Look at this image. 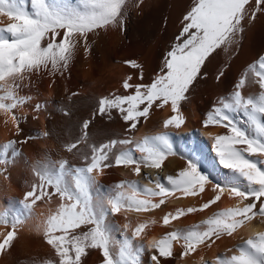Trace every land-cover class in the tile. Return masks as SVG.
<instances>
[{
	"label": "snow or ice",
	"instance_id": "1",
	"mask_svg": "<svg viewBox=\"0 0 264 264\" xmlns=\"http://www.w3.org/2000/svg\"><path fill=\"white\" fill-rule=\"evenodd\" d=\"M126 0H79L78 6H71L68 0H0V17L8 23L0 27V112L5 122L15 128V135L23 132L24 119L16 110L30 102V97L21 96L23 88L32 83L33 74L48 72L52 76H64L69 69L78 46L90 51L89 37L99 35L98 30H107L124 23ZM250 0H193L183 16L182 30L176 41L166 52L159 72L150 82L144 83L143 65L134 60L126 61L136 74L139 82H132L128 76L122 87L131 92L99 99L97 115L111 118L117 112L131 133L142 121H147L150 110H170V116L163 120V129H181L185 124L183 104L190 102L191 93L200 79L205 62L221 46L238 45L244 31L243 21L254 20L246 7ZM264 0H256L257 9ZM258 69V70H257ZM255 73L254 83L257 94L245 95L249 83L247 72ZM220 72L218 79L223 77ZM27 82V83H26ZM75 94V93H74ZM39 111V105L35 106ZM67 114V113H66ZM90 121L82 124V136L67 146L75 157L81 140H88ZM203 126H217L223 133H209L212 148L218 163L231 175L224 185L213 183L203 171L200 160L189 156L186 166L177 175L167 176L166 187L157 173L154 187H141L138 181L120 182L108 194L101 193L96 177L105 169L122 166L136 176L142 169L160 170L164 161L173 154L171 133L167 131L145 136L134 141L130 136L112 139L99 147H91V155L82 157L83 163L73 167L61 159L58 170L50 162L33 166L36 182L29 185L23 200V209L31 213L38 201H59L54 213L43 222V239L55 251L58 264H81L87 249L102 254V264H140L139 256L143 246H134L133 240L140 238L148 227L147 222L138 223L125 236L119 252L112 251L113 225L110 216L123 211L136 213L160 209L177 193L184 197L199 196L206 186H211L213 197L199 208L192 206L177 208L163 215L164 225L190 213L204 211L216 204L227 193L237 198L243 206L223 209L214 213L201 229L199 226L188 230L170 231L160 240H153L150 247L155 250L151 256L153 264H162L159 257L183 259L196 253L200 247L211 248L223 237H233L238 229L246 226L255 217L264 224V56L233 84L227 97H221L207 112ZM24 140L10 141L5 149ZM119 146V147H118ZM116 149V151H113ZM197 156V149L191 150ZM139 153V157L135 153ZM13 156L16 152H13ZM9 161L0 159V164ZM14 162V161H13ZM7 169L5 168L4 171ZM147 178V174H146ZM246 202V203H245ZM259 203V207L257 204ZM19 219L11 223V230L0 241V252L10 247L17 238ZM156 223V221H152ZM0 224L8 226L7 219L0 218ZM131 227L125 223L127 230ZM79 230V231H78ZM181 251L174 253V245ZM230 256L217 257L215 264H264V231L255 232L243 242L228 249Z\"/></svg>",
	"mask_w": 264,
	"mask_h": 264
},
{
	"label": "bare ground",
	"instance_id": "2",
	"mask_svg": "<svg viewBox=\"0 0 264 264\" xmlns=\"http://www.w3.org/2000/svg\"><path fill=\"white\" fill-rule=\"evenodd\" d=\"M68 2L71 6L79 4V0ZM192 3L193 0H126L124 23L118 27L110 26L106 31L98 30L99 35L95 37L90 34V51L86 53L78 46L64 76H52L43 71L33 74L31 85L23 88L20 93L22 97H30V102L16 110V114L24 118L20 125L23 129L20 136L15 135L14 126L6 123L4 114L0 112V159L9 161L7 164H0V218L9 222L8 226L0 224V234L11 230L13 220L21 221L17 226V238L10 247L0 252V264H58L59 258L55 251L43 239L42 227L47 216L58 208V199L54 197L47 203L38 201L30 214L20 204L25 192L30 190L29 185L36 182L33 166L38 162H50L58 170L63 158L73 167L80 166L83 163L82 157L91 155L92 146L99 147L112 139L129 136L134 141H141L145 136L167 131L171 133L173 154L168 156L160 170L142 169L141 175L136 176L122 166L105 169L104 174L96 177L98 184L102 186L101 193L108 194L120 182L138 181L141 187H154L157 173L160 182L171 187L167 183V176L177 175L186 166V158L189 156L202 162L203 171L213 183H227L231 173L219 165L209 138V133L218 134L225 130L217 126L205 128L203 120L219 98L230 94L234 82L248 67L256 63L260 56H264V4L257 9L256 0H250L246 7L249 15L255 13V19L242 22V40L238 45L221 46L205 62L202 68L205 78L199 80L195 91L191 93L190 102L183 104L185 124L181 129H163V120L170 116V110H150L149 119L139 123L131 133L126 131L128 126L117 112L113 111L111 118L96 114L99 99L131 92V89L126 91L122 87L128 76H133L132 82H139L136 76L139 69H132L126 61L134 60L143 65L144 83L150 82L159 72L166 52L182 30L183 16ZM28 7L31 10L30 0ZM7 23V18L0 17V27ZM220 72H224V75L218 79ZM247 75L249 83L243 93L257 94V86L251 83L256 79L255 73L248 71ZM36 105H39V111L35 110ZM85 120L90 121L88 140L80 141L77 149L73 150L77 153L74 157L66 149L82 136V124ZM25 138H28L26 143L5 149L10 141ZM194 148L199 151L198 156L191 151ZM13 152H16L15 156L12 155ZM135 155L139 157L140 154L137 152ZM213 195L211 186H206L205 191L196 197H184L177 193L165 205H161L160 209L151 212L122 210L119 214L110 216L114 241L112 251L118 253L125 236L131 237L132 229L138 223L147 222L148 227L140 238L133 240V245H142L144 248L139 256L140 264H153L151 256L158 255L150 247L153 240L158 241L176 229L188 230L197 226L203 229L206 227L203 221L214 213L243 206L237 198L225 193L208 209L187 214L172 221L170 225L163 224L162 217L167 212H174L181 207L199 208ZM5 196L8 198L7 202L4 201ZM125 223L131 225L127 230L124 228ZM258 231H264V224L260 223L259 217H255L238 229L233 237H223L211 248L202 246L196 253L183 259L178 258V255L175 259H159L162 264H215L217 257L232 255L229 248L242 243L243 239ZM2 239L3 236L0 235V241ZM180 251V245L175 244L174 253L179 254ZM86 253L81 258V264H102V254L98 250L87 249Z\"/></svg>",
	"mask_w": 264,
	"mask_h": 264
},
{
	"label": "rangeland",
	"instance_id": "3",
	"mask_svg": "<svg viewBox=\"0 0 264 264\" xmlns=\"http://www.w3.org/2000/svg\"><path fill=\"white\" fill-rule=\"evenodd\" d=\"M4 201L5 202H7L8 201V198H7V196H5V198H4ZM124 214H122V216H123Z\"/></svg>",
	"mask_w": 264,
	"mask_h": 264
}]
</instances>
